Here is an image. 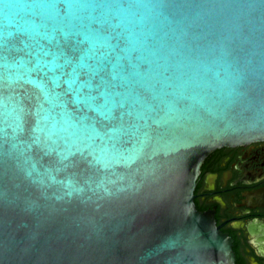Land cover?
<instances>
[{
  "label": "water",
  "instance_id": "water-1",
  "mask_svg": "<svg viewBox=\"0 0 264 264\" xmlns=\"http://www.w3.org/2000/svg\"><path fill=\"white\" fill-rule=\"evenodd\" d=\"M264 141V0H0V264H234L194 203Z\"/></svg>",
  "mask_w": 264,
  "mask_h": 264
},
{
  "label": "flooded vegetation",
  "instance_id": "flooded-vegetation-1",
  "mask_svg": "<svg viewBox=\"0 0 264 264\" xmlns=\"http://www.w3.org/2000/svg\"><path fill=\"white\" fill-rule=\"evenodd\" d=\"M194 203L233 239L234 264H264V141L213 150L201 165Z\"/></svg>",
  "mask_w": 264,
  "mask_h": 264
}]
</instances>
